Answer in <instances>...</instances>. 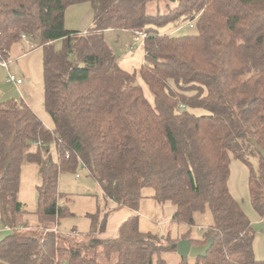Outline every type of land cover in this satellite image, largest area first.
<instances>
[{
    "label": "trees",
    "instance_id": "obj_1",
    "mask_svg": "<svg viewBox=\"0 0 264 264\" xmlns=\"http://www.w3.org/2000/svg\"><path fill=\"white\" fill-rule=\"evenodd\" d=\"M148 1L0 0V61L22 36L41 47L43 105L52 122L46 126L22 99L0 101V223L9 230L0 239V264H98L85 254L93 243L72 242L56 229L74 215L57 190L58 175L79 165L118 208L137 211L147 191L156 204L173 206L175 223L192 225L209 210L200 237L188 228L176 238L201 245L214 237L194 264H264L227 185L230 157L244 160L251 205L264 218V0H169L174 5L155 14L146 13ZM81 2L92 13L84 32L64 25L66 8ZM183 21L195 32H157ZM108 29L146 33L137 70L118 66L103 35ZM246 153L258 154L256 171ZM24 163L36 164L41 178L33 212L17 197ZM98 210L86 215L90 234L105 230L109 210L101 220ZM171 239L141 230L132 214L98 244L114 264H165L161 253L175 250Z\"/></svg>",
    "mask_w": 264,
    "mask_h": 264
},
{
    "label": "rangeland",
    "instance_id": "obj_2",
    "mask_svg": "<svg viewBox=\"0 0 264 264\" xmlns=\"http://www.w3.org/2000/svg\"><path fill=\"white\" fill-rule=\"evenodd\" d=\"M167 4L169 7L174 5L169 0L148 1L146 4V13H164L167 11ZM87 9H89L88 2H81L68 6L65 10L64 25L67 28L78 29ZM186 23L187 21L180 23V28L178 29V25H176L178 23H167L157 26V32L160 34L168 33L171 35H180L187 31L194 33L195 28L190 29ZM135 31L136 30H133V32L130 31L131 35H134L135 39H137V41L134 42L135 39L132 37L133 43H127V35L125 31L111 30L103 32L104 38L113 49L116 58L123 57V54L127 52L131 53L133 57H136L137 61L138 58L142 57V39H139L140 37L135 35ZM134 43L135 45L133 46ZM29 45L30 44L25 40L13 44L9 56L6 59L7 67L0 64V101L7 99L24 100L31 106L32 110L43 119L45 125L50 127L52 126V122L43 105L42 49L39 46L34 47L31 45L30 47ZM56 46H60V41L56 43ZM129 46L133 47L129 49ZM118 66L120 65L118 64ZM135 68L137 69V67ZM10 74L14 75L16 78L19 77L23 82L21 84H14L13 82L8 81ZM136 80L142 88L144 96L152 104L153 96L151 92L140 78L136 77ZM188 109L194 114L205 112L200 108ZM50 150L54 155L55 151L53 144H51ZM245 159L250 162L253 170L256 171L259 161L258 154L256 153L252 155L246 153ZM249 172V166L244 160L230 157L229 175L227 180L228 189L230 194L238 201L241 209L251 223L254 234L252 241L254 256L259 260H264V218L259 217L250 202L248 190ZM75 174H77V177ZM57 190L61 193L63 192V196L66 200L65 204H67L70 210L74 213L72 217L61 219L58 224V229L60 231L69 232L71 229L75 228L81 233L80 235L66 232L63 233L70 237H74L71 238L72 242L83 240L85 241L84 244H87L89 243V240H91L95 248L86 251L85 254H93L96 257L98 264H114L115 257L110 256L106 258L102 245L98 244L100 242L99 240L104 238H96L94 235L95 233H89V235L84 236L82 235L87 233V229L85 228H88V225L90 224V219L86 215L87 213H95L99 209L100 212L98 215L101 220L103 214L109 210L107 221L110 227V224L112 223H118L119 226L127 216H130L133 213L130 214V211L125 208L121 209L116 207L111 199L105 198L102 195L97 182L88 174L87 170L80 165L73 172L63 171L58 175ZM146 201L147 200L143 199L142 202H139L141 203L140 208ZM172 209L173 206L169 202H165L163 205L153 204L152 214L155 212V218L152 217V219L155 220L157 228L154 233L158 235L159 239L169 236L172 238L170 241H178L176 238H178L179 234L188 228L190 231L188 234L189 236L200 237L204 232V227L212 221L209 210H206L202 214H195L192 225L175 223L171 221ZM127 211L129 212L128 215H126ZM36 226L37 224L35 223L32 227L35 228ZM8 232L9 230L4 228L0 223V239ZM116 233L114 231L111 233L112 235L107 236L110 238ZM161 241L166 242L163 240ZM161 257L165 260V264H179L180 262V256L176 250L164 251L161 253ZM186 261L188 264H194V257L188 256L186 257Z\"/></svg>",
    "mask_w": 264,
    "mask_h": 264
},
{
    "label": "crops",
    "instance_id": "obj_3",
    "mask_svg": "<svg viewBox=\"0 0 264 264\" xmlns=\"http://www.w3.org/2000/svg\"><path fill=\"white\" fill-rule=\"evenodd\" d=\"M91 14H92L91 8L89 7V9H87L85 12V16H84L80 26L78 27V30H80L82 32L86 31L87 27L91 24V20H92ZM105 31H111V29H108ZM125 32L127 35V43H133V38H132L130 31H125ZM134 42H135V40H134ZM134 45H135V43L133 44V46ZM133 46H129V49H131ZM141 49H142V57L138 58V61H137L136 57H133L131 53L127 52V53L123 54V57L116 58L117 63L121 66L122 69H125L127 71L137 70L138 67L143 63V58H144L142 45H141ZM135 67H137V69ZM138 78H140V77L138 76ZM27 105L31 108V106L29 104H27ZM33 112L38 116V118L41 119V117L35 111H33ZM41 120L44 123L43 119H41ZM40 183H41V178L38 174L37 165L33 164V163L22 164L21 172H20V185H19L17 197L21 202H23L25 204V208L29 212H33L35 210V207H36V191L35 190H36V186L39 185ZM147 194H148V192L145 191L144 196L141 198L140 202H142L143 199H145L147 201L144 203V205L141 208H140L141 203H139V208L137 211H132V210L125 208V207L124 208L129 210L130 214L133 213V214L138 215L139 228L141 230H143V231L151 230L154 232L157 230V228H156L155 220L152 219V217L155 218L154 217L155 212L152 214V209H153V204H156V203L154 202L153 198L148 196ZM128 214H129V212L127 211L126 215H128ZM111 226H113V227H111ZM117 226H118V223H112V224H110V227H111V229H110L109 223H108V221H106L105 230L101 233H99V232L95 233L94 235L98 239L109 238L107 235H112L111 233L114 231L116 233V231L119 227V226L118 227ZM58 227H59V225L56 226L57 230H59ZM85 229H87V233L82 234L83 236L89 235V233H88L89 225H88V228H85ZM61 232L62 233L66 232V233H70V234L72 233V234H77V235L81 234L75 228L71 229L69 232L68 231H61ZM104 239H102V240H104ZM78 241L80 242L81 240H78ZM82 242H85V241L82 240ZM89 242L92 243L91 240H89Z\"/></svg>",
    "mask_w": 264,
    "mask_h": 264
},
{
    "label": "water",
    "instance_id": "obj_4",
    "mask_svg": "<svg viewBox=\"0 0 264 264\" xmlns=\"http://www.w3.org/2000/svg\"><path fill=\"white\" fill-rule=\"evenodd\" d=\"M214 237L210 236L204 244L192 245L190 241L186 238L179 239L174 244L171 245L172 248L176 250L180 257L186 258L190 257H203L206 255L208 249L210 248Z\"/></svg>",
    "mask_w": 264,
    "mask_h": 264
},
{
    "label": "built area",
    "instance_id": "obj_5",
    "mask_svg": "<svg viewBox=\"0 0 264 264\" xmlns=\"http://www.w3.org/2000/svg\"><path fill=\"white\" fill-rule=\"evenodd\" d=\"M191 26H192V25H191ZM135 33H136V34H135ZM135 33H134V34H135L137 37H140L139 39H143V38L146 36V33L143 32V31H140V30H136ZM22 37H23L24 40L26 39L24 36H22ZM132 37L135 39V36H134V35H133ZM25 41L28 42L27 40H25ZM135 41H137V39H135ZM0 64H1L2 66H4V67H7V61H5V60L0 61ZM8 81L13 82L14 84H20L21 82H23L22 79H20L19 77L16 78V77H15L14 75H12V74L9 75V77H8ZM76 176H77V174H76Z\"/></svg>",
    "mask_w": 264,
    "mask_h": 264
}]
</instances>
